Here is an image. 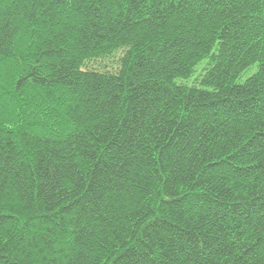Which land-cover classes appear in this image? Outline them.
Wrapping results in <instances>:
<instances>
[{
  "label": "trees",
  "instance_id": "trees-1",
  "mask_svg": "<svg viewBox=\"0 0 264 264\" xmlns=\"http://www.w3.org/2000/svg\"><path fill=\"white\" fill-rule=\"evenodd\" d=\"M0 264H264V0H0Z\"/></svg>",
  "mask_w": 264,
  "mask_h": 264
},
{
  "label": "rangeland",
  "instance_id": "rangeland-1",
  "mask_svg": "<svg viewBox=\"0 0 264 264\" xmlns=\"http://www.w3.org/2000/svg\"><path fill=\"white\" fill-rule=\"evenodd\" d=\"M115 59H117V56L114 59L105 58V59H100L98 61H93V62H90L88 65L90 68H95V69L105 68V67H107L108 69H115L114 68ZM202 65L203 63L200 64L198 68L200 69ZM253 72H254L253 70H248L247 72H245L244 75L241 77L240 82L245 81L251 74H253ZM187 82L191 83V79L188 80Z\"/></svg>",
  "mask_w": 264,
  "mask_h": 264
}]
</instances>
